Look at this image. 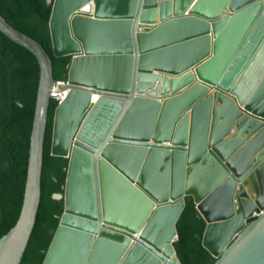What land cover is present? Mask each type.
Masks as SVG:
<instances>
[{
    "label": "water",
    "instance_id": "water-1",
    "mask_svg": "<svg viewBox=\"0 0 264 264\" xmlns=\"http://www.w3.org/2000/svg\"><path fill=\"white\" fill-rule=\"evenodd\" d=\"M49 2L52 51L71 58L57 88L43 44L0 13V31L40 67L22 208L0 264H22L36 226L53 92H68L51 143L68 167L42 264H181L189 198L214 264H264V0Z\"/></svg>",
    "mask_w": 264,
    "mask_h": 264
},
{
    "label": "trees",
    "instance_id": "trees-1",
    "mask_svg": "<svg viewBox=\"0 0 264 264\" xmlns=\"http://www.w3.org/2000/svg\"><path fill=\"white\" fill-rule=\"evenodd\" d=\"M49 0H0V13L18 30L41 42L53 59L54 78L65 81L69 56L56 57L51 48ZM40 67L27 48L14 44L0 31V238L17 223L25 192L30 139L35 115ZM49 108L45 137L42 197L37 222L22 264H42L64 210L68 160L51 156L54 112ZM206 222L191 198L179 219L175 243L181 264H214L203 247Z\"/></svg>",
    "mask_w": 264,
    "mask_h": 264
},
{
    "label": "built area",
    "instance_id": "built-area-1",
    "mask_svg": "<svg viewBox=\"0 0 264 264\" xmlns=\"http://www.w3.org/2000/svg\"><path fill=\"white\" fill-rule=\"evenodd\" d=\"M66 82L65 81H58L57 82V86H60V85H65ZM68 95V92H64V93H56V92H53L52 96H53V100L57 103V105L61 104L63 102V100L66 98V96ZM99 95H93L92 97V104L96 103V101L99 99ZM95 100V102H94Z\"/></svg>",
    "mask_w": 264,
    "mask_h": 264
}]
</instances>
